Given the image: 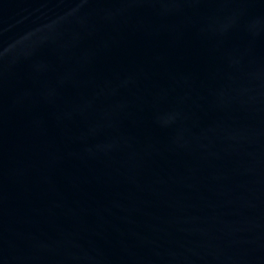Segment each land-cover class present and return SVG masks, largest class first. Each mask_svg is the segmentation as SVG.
Returning <instances> with one entry per match:
<instances>
[{
    "label": "water",
    "instance_id": "1",
    "mask_svg": "<svg viewBox=\"0 0 264 264\" xmlns=\"http://www.w3.org/2000/svg\"><path fill=\"white\" fill-rule=\"evenodd\" d=\"M0 264H264V0H0Z\"/></svg>",
    "mask_w": 264,
    "mask_h": 264
}]
</instances>
